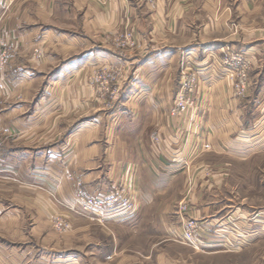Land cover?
I'll return each instance as SVG.
<instances>
[{
	"label": "crops",
	"instance_id": "crops-1",
	"mask_svg": "<svg viewBox=\"0 0 264 264\" xmlns=\"http://www.w3.org/2000/svg\"><path fill=\"white\" fill-rule=\"evenodd\" d=\"M155 1L156 7L147 0H0V38L11 49L0 68V264H201L203 256H249L252 244L236 253L189 250L180 243L175 205L191 190L188 216L217 221L205 217L217 179L196 180L214 174L200 151L207 155V145L212 154L244 159L237 148L264 144V6L261 0ZM127 30L137 51L123 62L113 52L114 38ZM233 52L254 62L244 98L234 95L222 67ZM122 62L133 67L132 85L120 94L113 124L129 115L131 141L92 133L102 116L97 124L89 117L77 129L68 126L76 121V96L90 93L57 85L86 80L93 65ZM185 67L197 73L198 107L184 119L170 113ZM83 105L90 115L92 103ZM78 184L94 197L127 188L134 211L104 206L88 217L71 213L74 230L57 235L50 217L79 208ZM203 237L201 247L213 244Z\"/></svg>",
	"mask_w": 264,
	"mask_h": 264
},
{
	"label": "rangeland",
	"instance_id": "rangeland-1",
	"mask_svg": "<svg viewBox=\"0 0 264 264\" xmlns=\"http://www.w3.org/2000/svg\"><path fill=\"white\" fill-rule=\"evenodd\" d=\"M149 1L150 0H147V2ZM261 3L264 6V0H261ZM149 4L156 7L155 0L154 3L149 2ZM126 33H132V30H127L124 34ZM102 40L107 41L108 36L106 37L103 36ZM123 41H124L123 38L121 39V41L117 36L114 38V44L116 49L113 47L115 49L113 50V52L114 54H116L117 58L123 59L122 61L124 62L131 58V52H136L137 48L134 49L130 46H127L126 44L124 45ZM2 45H4L3 48L1 47ZM9 47L10 46L8 39L0 38V51L2 49L4 50V48H9ZM239 54L245 55L244 53H239ZM229 57L230 54L228 55V57L224 59L223 62L224 64L222 65V67L225 68L227 72H229L228 74L230 75L228 76L230 82L233 85L232 82L233 80L231 78L232 75L230 72L231 67L228 66L231 64V61L227 60ZM123 62L121 66H117V67L109 63L93 65L91 66V70L89 74L85 78L86 80L61 82L57 85L58 89L60 90L63 89L64 91L66 90L68 92L73 90L77 91L78 88H82V89H88L90 93L89 98L88 97L86 98V95L85 97H83L82 94H80V96L79 95L76 96L77 99L74 100L77 106L75 109V113H72L74 115V120L76 121H67L66 124L68 126H71L73 123H75L73 128L77 129L79 123L83 120L88 121L87 119H89V117L91 118V122L93 124H97L99 121L98 117L102 116L103 117L101 119L102 123H100L99 126L96 127L93 130L94 132L92 133H97L99 136L98 138H108L112 136L116 137L118 133L122 139H126L128 140V142L131 141L132 133H134L135 130H133L134 128L130 127V124L127 123L126 118L127 117L130 118L129 115H124L125 120H123V122L122 119L119 118L118 121H116L118 122L117 125L113 124V122L115 123V117L117 116L115 114V110L121 100V98H119L120 94L121 92H124V90L128 91V89L132 85L129 77L131 76V71L133 67L131 66V64H126ZM183 71L188 73L190 75L189 77L192 76L191 78L192 81H190L191 84L190 88L192 90L191 101L193 102V108L188 113V116L191 117L192 113H194L195 109L198 107L197 100L195 98L196 91L198 88V77H197V73L189 69V67H185ZM182 76L183 74L181 75L179 81L178 90H177L178 92L180 89ZM234 95H235V91H234ZM86 100L89 101L90 105L92 103L90 115L83 114V112L86 113V111L83 109L84 107L83 104L85 103ZM175 101L176 99L174 100V106H175ZM98 112L102 114L98 115L97 114ZM69 115L70 114L66 115L65 117H69ZM170 116L176 118H184V119L186 118L185 115L181 117L173 116V110L171 111ZM119 126H120L119 130H116V128ZM141 132L142 130H138V133ZM259 136L260 134L252 135V137L256 139V141L258 140ZM155 137H159V136L155 135L154 138ZM237 149L240 150V153H245L244 159L242 158L236 159L230 157L229 155L220 156L217 154H212V152H210L212 148L207 145L204 146V150L207 152V155L206 153L202 154L203 152L200 151L199 153L200 154L199 157L201 160L200 162L203 163L207 168L208 167L209 169L211 168L210 170H214V174H212L210 177L197 178L196 180L203 182V180L212 181L214 179H217L218 183L214 184L215 186L209 192V193L212 192L211 194L212 196L209 197L210 201H207V202H211L212 207L209 211V214L205 216L207 218L215 217L217 221L214 222L213 219L207 220L202 218L206 223L210 221L211 225H209V223L206 224L204 221L202 222L201 219L199 220V222L201 223V227L203 229L204 228L207 229V232L203 234V236L209 235L210 238L209 240L211 243H213L211 244V246H209L208 248H204L200 246L199 249H197L193 246L187 245L188 246L187 248L193 251L201 250L202 252H206V251L233 252L234 251V253H236L243 250L244 246L248 247V245L252 244L254 246L249 247L250 249V253L248 254L249 256H243V257L235 256L231 258L230 256L222 255L215 259L216 263L217 264H264V144L256 145L253 144L252 142L248 146H244ZM208 155H209V159H206L204 156H208ZM213 175L217 177L215 178ZM130 182L131 181H127L125 183L127 185ZM126 196L129 199H131L130 193H127ZM193 197L194 194L192 193V191L188 190L186 191L185 194H183L182 199L175 205V207H177L176 212L180 217L181 222H183L184 220L195 219L188 216ZM51 199L55 204L56 198L54 196H51ZM182 203L188 205V211L186 212L180 211V205ZM59 206L65 207L64 204L62 205L60 204ZM65 208H67L64 209L65 211H61L60 209L57 210V212H55L50 217L49 220L51 230L55 234L60 236L69 234L74 230V222L69 214L74 213L78 215L77 213L70 211L72 210L70 206ZM58 219H62L64 223L65 222L69 223V227L67 230L60 231L56 228V226H58L57 223ZM240 221L243 222L244 224L238 225ZM64 223H62V225ZM181 229H182V225H181ZM253 241H255L254 242L255 244L253 243ZM180 243L182 242L180 241ZM178 248L170 247V249L173 251L174 250L177 251ZM215 260H211L207 256H203V259H201V264H212L215 263L214 262Z\"/></svg>",
	"mask_w": 264,
	"mask_h": 264
},
{
	"label": "built area",
	"instance_id": "built-area-1",
	"mask_svg": "<svg viewBox=\"0 0 264 264\" xmlns=\"http://www.w3.org/2000/svg\"><path fill=\"white\" fill-rule=\"evenodd\" d=\"M150 3H154V0H150ZM123 38V44L130 46L132 48L136 47V41L134 37V33H126L122 36H119V40ZM2 48L4 45L1 46ZM10 48H4L0 51V68L3 69L8 64L9 56H10ZM231 61V64L228 65L231 67V75H232V82L233 88L235 91V96L238 98H243L247 95L249 90L252 87L251 81V70L254 66L253 59L247 57L246 55H242L239 53H230V57L227 59ZM182 81L180 85L179 92L176 97L175 106L173 109V116L181 117L183 115L188 117V113L193 108V102L191 101L192 90L190 88L191 84L190 81L192 76L186 72L182 73ZM154 140L159 142V137H155ZM0 171V176H1ZM128 191L127 188H122L117 194L108 197H94L89 195L87 192L84 191L81 184H78L77 187V203L79 205L78 209L72 208L71 212H75L80 216L88 217L91 214H96L98 209L103 208L104 206H108L112 213H117L119 211L125 212H133L134 211V204L132 199H129L127 195ZM57 204H61L56 199ZM180 211L186 212L188 211L187 204L180 205ZM58 226L56 228L60 231L67 230L69 227V223L65 222L62 219H58ZM62 223H64L62 225ZM61 226V227H60ZM63 228V229H62ZM207 232V229H203L201 227V223L195 219L184 220L182 222V236L181 242L193 246L197 249L201 246V240L203 238V234ZM209 233V231H208Z\"/></svg>",
	"mask_w": 264,
	"mask_h": 264
}]
</instances>
